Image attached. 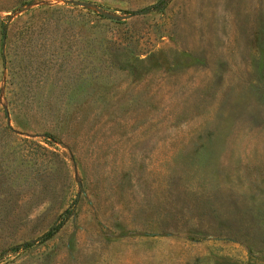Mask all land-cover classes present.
<instances>
[{"label":"rangeland","instance_id":"obj_1","mask_svg":"<svg viewBox=\"0 0 264 264\" xmlns=\"http://www.w3.org/2000/svg\"><path fill=\"white\" fill-rule=\"evenodd\" d=\"M79 1L0 0V264H264V0Z\"/></svg>","mask_w":264,"mask_h":264},{"label":"water","instance_id":"obj_2","mask_svg":"<svg viewBox=\"0 0 264 264\" xmlns=\"http://www.w3.org/2000/svg\"><path fill=\"white\" fill-rule=\"evenodd\" d=\"M166 0H159V2L157 3L156 7H159L161 5H163L165 3ZM69 3L71 4H74V5H79V6H83V7H86V6H93L92 4L88 3V2H84V1H79V0H68ZM97 10L99 12H101L105 17H108V18H113V19H116L118 18V16H115L109 12H104L101 8H98L96 7ZM138 13H143L142 11H138V12H135V14H138Z\"/></svg>","mask_w":264,"mask_h":264},{"label":"trees","instance_id":"obj_3","mask_svg":"<svg viewBox=\"0 0 264 264\" xmlns=\"http://www.w3.org/2000/svg\"><path fill=\"white\" fill-rule=\"evenodd\" d=\"M53 232H54V230H50V231L46 232L43 237L44 238L49 237Z\"/></svg>","mask_w":264,"mask_h":264}]
</instances>
